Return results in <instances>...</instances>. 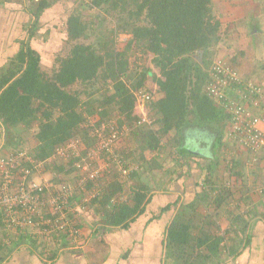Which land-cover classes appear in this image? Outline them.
Wrapping results in <instances>:
<instances>
[{
    "label": "trees",
    "instance_id": "1",
    "mask_svg": "<svg viewBox=\"0 0 264 264\" xmlns=\"http://www.w3.org/2000/svg\"><path fill=\"white\" fill-rule=\"evenodd\" d=\"M48 2L50 1L26 2L35 22L28 28L29 37L19 40L17 52L0 70L1 123L7 131L17 128L36 129V144L28 147L35 159L48 158L58 144L72 137H82L84 146H90L94 138L88 136L89 127H85L83 123L96 116L93 123L100 125L103 121L114 118L112 114H116L118 126L125 125L128 128L122 141L127 135L136 142L137 153L134 151L136 154L133 155L135 161H144L159 169L168 162L174 166L180 165L181 159L185 163L188 161L184 128L189 117L199 126L211 125L214 129H220L210 146L211 157L214 156L212 164L220 162L217 154L221 153L222 147L229 148L227 142H224L229 139L231 143L228 145L235 146V151H246L250 157L248 162L257 166L259 171L255 176L251 173L254 180L264 174V145L257 149H242L237 139L230 138L227 133L230 113L206 91L213 61L230 56V62L227 61L231 64L237 54L229 51L226 56L219 57L220 54L215 53L222 41L221 31L224 27L214 13L212 0H91L89 7L95 6L100 12L109 15L115 28H112L110 37L100 42L98 48L79 42V38L88 37L89 31L95 30V24L84 21L79 10L73 11L67 18L66 30L68 40L75 42L67 56L57 59L58 68L52 75L42 71L40 52L32 47L30 41L39 28L37 20L47 8ZM120 33H129L130 36L118 47L116 36ZM132 47L142 53H152V66L159 70V74L153 72V67L136 65L132 80L128 83L125 78L128 79L131 72L129 54ZM200 50L203 53L199 60L195 54ZM149 74L159 93L156 99L147 101L148 116L152 119L150 124L138 122L140 116L135 111L136 99L133 93L140 89L152 91L145 83ZM98 80L104 90L109 85L112 90L106 89L100 97H96L94 94L101 90L100 87L94 91L89 87ZM74 84L79 87L73 89ZM20 142H24L23 139ZM10 146L3 145L0 149L10 150ZM148 151L155 153L147 160L144 153ZM120 152L127 156L123 150ZM224 155L221 158L227 160L225 166L230 176H234V179L230 177L227 180L231 184L230 189L226 187L229 185L222 184L225 180H221V177L219 179L210 175L205 180L209 186V194L203 196L202 206L198 196L182 209L183 215H187L184 212L188 210L192 211L187 215L190 219L200 220L195 214L201 212L200 218L204 221L207 217H203V210H212L213 216L218 218L223 215L228 219V226L224 230L220 229L216 220H206L211 228L208 227L204 237L201 260H211L208 264H224L250 244L252 237L247 234V228L256 215L254 208L248 215L237 211L244 206L247 194L244 187L248 174L241 169L243 161L236 155L229 156V159ZM56 166L50 170L64 174L75 170L72 161L68 165ZM109 182L106 187L108 198L117 200V195L122 191H130L132 200L129 203L115 200L111 208L103 209V221L109 226L126 227L130 220L144 211L145 187H125V183L118 179ZM260 191L263 194L264 188L261 187ZM176 201L177 198L175 205ZM164 208H169V205ZM262 217L264 219V212ZM199 227L201 226L198 224L196 229ZM0 228L6 234L4 210L1 206ZM190 228L192 224L172 220L167 226V245H190L196 239V235L189 232ZM8 240L12 242L11 237Z\"/></svg>",
    "mask_w": 264,
    "mask_h": 264
},
{
    "label": "crops",
    "instance_id": "2",
    "mask_svg": "<svg viewBox=\"0 0 264 264\" xmlns=\"http://www.w3.org/2000/svg\"><path fill=\"white\" fill-rule=\"evenodd\" d=\"M212 2L214 13L223 22V25L224 23L228 27L231 25V29H233L236 36L233 40L240 45L238 49L232 48L230 50V52L234 51L235 54L237 52L236 58L238 59L237 64L235 62H231V64L235 68L243 65L240 66L242 67V70H240L241 76L261 83L264 87V22L262 23L264 21V0H212ZM23 6L21 2H16V0H0V70L1 66L17 52L19 40L25 39V36L21 38L14 31L17 26L22 28L24 24H29L32 19L28 6L24 4ZM228 27L225 29L226 33L229 31ZM31 45L40 52V55L42 54L38 46L36 47L33 43ZM235 54H232V56ZM44 59L45 57L41 55L40 64L45 61ZM11 136V130L7 131L0 120V147L13 145L9 142ZM21 139L24 140V137L22 136ZM224 142H227L229 148L222 147L220 149L221 155H224V149H228L230 155H225L233 156L234 154L241 159L243 161L241 169H244L245 173L248 174L245 188L246 191H249L244 198V206L237 208V211L248 215L250 210L254 208L256 213L247 228V234L252 237L250 244L245 246L241 250L242 252L231 260V257L228 258L230 261L224 264H264V232L262 234L258 233L261 236L260 242L257 240L258 234L256 235V231L260 232L262 228L264 229V219L262 217L264 208L261 209L264 202V193L260 195L261 198L251 195V191H254L252 189L254 178L251 173L255 176V173L259 170L257 166H252L251 162H248L250 157L246 151L240 149L235 151V146L228 145V143H231L229 139H225ZM185 150L188 154L186 163L181 159L180 165L159 169L149 166L144 161L136 160L138 169L128 178L121 177L118 173L113 174L111 181L118 179L120 182L125 183V187L132 186L134 189L138 186L145 187L144 211L130 220L126 227L109 226L103 221L104 212L102 213V211L111 208L116 200L115 198H108L106 187L110 182L105 183L104 181L101 194L98 193L90 202L87 211L79 217L84 241L79 249L69 251L67 248H56L54 250L58 252L54 255V258L45 261L40 258L41 254L35 248H32V244L34 245L33 233L27 232L28 237L26 236L28 234L16 232L18 236L12 238V242H9L8 238L12 236V233L8 235V232H6V235L3 229L0 228V258L2 257L0 264H208L211 260H201V250L205 243L204 237L206 231L211 228L206 220L213 219L218 223L225 222L224 228L220 227L221 230H224L228 226V219L223 215L218 218L213 216L212 210L208 212L203 210L205 215L203 217H207L204 218V221L200 218L202 215L199 216L200 220L190 219L187 215L191 214L192 211L188 210L184 212L187 215H183L182 209L186 208L188 203L198 196H200L201 201H199L202 206L203 196L209 194V186L205 183V180L210 175L225 177L228 174L226 176L228 180L234 179V176H230V172L225 166L227 162L221 167L222 161H227L226 159L221 158V160L219 159L220 163L212 164L211 157H205L200 152V145L196 142L192 147ZM225 155L224 157H226ZM146 159L148 160L147 157ZM159 170L161 171L160 175ZM172 170L175 172L173 173ZM108 178L110 179V176ZM122 179L129 180L127 181L128 185ZM261 184L264 188V179ZM235 185L240 186V184ZM229 187H231V184H229ZM260 188V186L258 189L256 187L258 192H261ZM131 200L130 191H122L121 194L117 195L116 201L129 203ZM167 205H169V208H164ZM174 206L179 207L178 212H173ZM197 215L195 214V216ZM172 220L192 224L195 228H193V232L190 228L189 232L196 235L195 241H192L188 246L183 245V247L167 245V226ZM198 224L201 227L196 229ZM234 228H236L235 225ZM38 236L37 234V238ZM10 246L12 247L10 248ZM212 264H218V262Z\"/></svg>",
    "mask_w": 264,
    "mask_h": 264
},
{
    "label": "built area",
    "instance_id": "3",
    "mask_svg": "<svg viewBox=\"0 0 264 264\" xmlns=\"http://www.w3.org/2000/svg\"><path fill=\"white\" fill-rule=\"evenodd\" d=\"M209 75L208 95L230 113L228 136L237 139L242 149L264 145V87L243 78L232 64L222 59L213 61ZM151 92L141 89L133 92L140 109L139 123L152 121L146 106L153 99ZM86 124L88 136L94 138L90 146H84L82 137H72L58 144L43 160L35 159L24 142L19 141L10 150L0 149L4 230L38 234L37 248L46 254L45 261L54 258L50 250L77 247L72 244L79 243L82 237L79 217L102 192L99 179L117 171L127 178L138 169L137 163L119 151L128 131L125 125L119 127L114 118L100 125L88 119ZM70 161L75 167L73 172L64 175L52 172L58 182L53 180L54 176L45 177L44 171L55 166V162L68 165Z\"/></svg>",
    "mask_w": 264,
    "mask_h": 264
},
{
    "label": "rangeland",
    "instance_id": "4",
    "mask_svg": "<svg viewBox=\"0 0 264 264\" xmlns=\"http://www.w3.org/2000/svg\"><path fill=\"white\" fill-rule=\"evenodd\" d=\"M21 2L22 6L23 4L26 5V2L28 4L29 0H16V2ZM41 1V0H38ZM50 2H48V6L47 8L40 14V17L38 18L37 22L39 25V28L35 31L33 37L30 39L31 43H33L36 47L38 46L41 50V55H43L45 57V61L40 64L41 65V69L42 71H45V73H47V75H52L53 72L55 71L56 68H58V58H62L65 57L69 54V51L71 49V47L73 46V43L75 41H71L68 40L67 37V18L68 16L74 11H80L81 17L84 21H86L87 23L89 22H94L95 24V30H91V32L89 31L88 33V37H81L79 38V42H83V43H89L91 44L94 48H98V46H100V42L105 39L110 37V32L112 30V28H115V23L113 22V20L110 18L109 15L104 14L102 12H100L99 8L92 6H90L91 0H49ZM31 5V4H30ZM47 5V4H46ZM213 6V4H212ZM24 7V6H23ZM30 7V6H28ZM35 17L32 16V19L30 20L29 24H24V26L21 27H16L14 29L15 32H17V34L19 35V37L27 39L29 37V30L28 28L30 26H32V23H34L35 21ZM102 19V22L100 21ZM225 22V20H224ZM264 21H262L263 23ZM225 25V23H224ZM223 25L224 29L221 31L222 33V41L219 43V48L215 49V53L220 54L219 57H223L226 56L227 50H231L232 48L234 49H238V47L240 46L239 44H237V42H235L236 36H235V32H233V29H231V25L226 24L225 26ZM228 27V32L226 33V30ZM21 28V29H20ZM230 32V33H229ZM233 32V33H231ZM19 33H24V34H19ZM130 34L129 33H120L116 36V41H117V46L120 47L121 45H123L124 40L129 37ZM152 53L150 52H145L142 53L140 50L136 49L135 47H132V49L130 50V54H129V61H130V69L131 72L129 73L128 79L125 78V80L129 83L132 80V75H133V71L136 68V65H146V66H150L153 67V72H155L156 74H159V70L152 66ZM195 57L197 59H202V56H197V54H195ZM222 59V61H229L231 57L226 58H220ZM237 58H233L232 63L235 62L237 64ZM241 60V59H240ZM243 66V65H240ZM237 66L236 69L238 70V72L240 74L242 70V67ZM101 82H95L93 85H91L89 87V89L91 91H94L95 89L99 88L101 90L96 91L95 92V96L96 97H100L102 94V91H105L107 89V91H111L112 90V86L109 85V87H106V89L104 90L103 87H101L100 85ZM146 87L148 89H152L153 91V99H156L158 96L157 90L158 87L156 85V83L152 80L151 78V74L148 75L147 79H146ZM73 89H77L79 86L74 84ZM157 89V90H156ZM140 109H138L136 107L135 111L138 112ZM114 117V119H118V116H116V114H112ZM92 118V117H91ZM96 116H94V118H92L91 120L94 122L95 121ZM87 122L83 123V125H87ZM187 129V131H186ZM201 130V131H199ZM220 129H214L213 126H199L197 125L191 118H187L186 124H185V128H184V132L186 135V140L185 143L187 144L186 147L187 149L189 147H192L194 142H196L197 144L200 145V152H202V154H204L205 156H210V146L211 143H213V141H215V135L216 133L219 131ZM204 131V134H203ZM35 132L36 129L34 127L30 128V129H22V128H17V129H11V138H9V142H11L12 144L18 143L21 139V137H24V143L26 145V148H28L29 146H35L36 144V140H35ZM200 134V135H199ZM20 138V139H19ZM196 139V141H195ZM136 142L132 137H128L127 135L125 136V139L123 141L120 142L119 144V151L123 150L125 153H127V157L126 158L131 161V162H135V160L133 159V155H135L137 152L135 151L136 149ZM136 153H135V152ZM222 153V152H221ZM221 153L217 154L219 157V159H221ZM224 154H228L230 155V151L228 149H224L223 151ZM144 155L150 159L152 158V156H154V154L150 151L145 152ZM212 155V154H211ZM227 156V155H226ZM214 158V156H212ZM211 157V159H212ZM205 158V157H203ZM227 158L229 159V156H227ZM223 159V158H222ZM218 160V159H217ZM226 161L223 160L221 163V167L222 165L225 163ZM60 162H55V167H57L56 165L59 164ZM137 163V162H135ZM220 163V162H219ZM138 164V163H137ZM62 165V164H60ZM59 165V166H60ZM173 166L172 163H166L164 165V167H170ZM50 168V167H47ZM45 172V177H49V176H54V173H52L53 171L46 169ZM228 172V171H227ZM116 173H119L118 171ZM159 175L161 174V171H158ZM62 175H64L63 173H61ZM66 174V173H65ZM228 175V174H227ZM226 175V176H227ZM219 176L218 178L220 179V177L222 178L221 180H225L224 182H222V184L225 185H229L228 183V178ZM113 177V172L110 174V179L109 178H102L99 179V185H104V181L105 183H108L109 181H111ZM126 178V177H125ZM128 178V177H127ZM264 179V174H261V176H259V179L254 180L253 182V187L252 189L254 191H251V195H254L255 197H260L261 193L257 191L258 187H262L261 182ZM53 180L55 182H58V179H56V177L54 176ZM125 180V179H122ZM220 180V181H221ZM127 181L129 180H125L126 184L128 185ZM228 183V184H227ZM227 188L230 189L229 186H226ZM257 187V189H256ZM244 189L246 190V188L244 187ZM249 191V190H248ZM247 191V192H248ZM92 192V190H91ZM238 192V191H237ZM246 193V191H245ZM100 194H101V190H100ZM238 196H240V194H238ZM261 198V197H260ZM261 209L263 210L264 208V202L262 203ZM173 212H178L179 207L178 206H174L173 207ZM202 211V210H201ZM174 214V213H173ZM201 215L198 214L197 216L199 217ZM197 219V218H196ZM220 227L224 228L225 222L221 221L219 222ZM197 226V225H196ZM193 228H195L194 226H192V232H193ZM264 232V229L262 228L260 230V232L256 231V235L262 234ZM12 233L11 238H16V236H18L16 234V232H10ZM257 236V240L260 242L261 236ZM34 239L36 240V242H34V245L32 244V248H35L41 255L40 258L41 259H45L47 258L46 254L44 255L43 252L39 249H37V234H34ZM84 244L83 238L81 237L80 242L79 243H75L72 245L77 246L75 249H79V247H81V245ZM177 246H181L183 247V245H178ZM56 252L54 249L50 250L49 253L50 254H54L56 255ZM194 259V258H193ZM192 259V260H193Z\"/></svg>",
    "mask_w": 264,
    "mask_h": 264
},
{
    "label": "water",
    "instance_id": "5",
    "mask_svg": "<svg viewBox=\"0 0 264 264\" xmlns=\"http://www.w3.org/2000/svg\"><path fill=\"white\" fill-rule=\"evenodd\" d=\"M202 53H203L202 50L198 51V52H197V56L200 57V56L202 55Z\"/></svg>",
    "mask_w": 264,
    "mask_h": 264
}]
</instances>
